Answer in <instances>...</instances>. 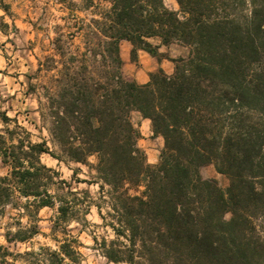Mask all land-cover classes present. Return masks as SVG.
Segmentation results:
<instances>
[{
    "label": "trees",
    "instance_id": "trees-1",
    "mask_svg": "<svg viewBox=\"0 0 264 264\" xmlns=\"http://www.w3.org/2000/svg\"><path fill=\"white\" fill-rule=\"evenodd\" d=\"M175 1L177 10L164 0L74 4L70 11L90 15L76 26L79 44L57 35L28 75L51 145L0 112V217L19 208L28 223L8 229L6 241L29 242L42 234L40 211H55V248L25 251L27 264H81L80 241L57 234L88 223L92 208L103 229L93 247L107 262L264 264V0ZM122 41L133 61L141 49L172 60L173 71L127 79ZM174 44L187 56L161 50ZM133 112L163 138L155 164L139 146ZM45 153L86 166L88 179L77 177L80 167L73 182L62 178ZM209 163L229 178L226 189L202 178ZM80 182L96 184V196Z\"/></svg>",
    "mask_w": 264,
    "mask_h": 264
},
{
    "label": "rangeland",
    "instance_id": "rangeland-1",
    "mask_svg": "<svg viewBox=\"0 0 264 264\" xmlns=\"http://www.w3.org/2000/svg\"><path fill=\"white\" fill-rule=\"evenodd\" d=\"M79 2L80 0H0V112H6L9 117L17 118L19 125L24 126L31 133V139L34 142L46 140L48 145H51L48 132L43 127L38 112L37 96L28 93L30 87L28 75L34 73L38 58L42 59L52 52L51 40L57 35L63 34V40L72 43V45L79 44L80 35L75 32L76 26L80 23L81 18L90 16L83 11H70L74 4ZM164 2L171 9L179 8L175 0H164ZM70 33H75V36L68 38ZM122 50L125 52V57H122L123 72L126 78L131 80L137 71H140L141 64L136 62L137 60L131 59L132 45L128 41L121 42V56ZM161 50L168 52L172 58L188 54V49L178 44ZM163 61L165 63L163 69L167 73H171L174 69V62L167 58ZM35 81L34 79L31 82ZM132 119L141 133L138 143L146 154L147 162L155 164L158 162L163 147V138L161 136L154 137L150 121L142 118L137 112H133ZM14 125L13 121L9 123V127H14ZM3 127L4 124L0 120V130ZM41 158L45 164L58 170L61 177L68 181L73 182L72 174L76 167L81 168L77 177L88 179L84 173L87 168L82 164L66 165L47 153L43 154ZM2 172L0 167V173ZM200 174L204 179L216 180L222 189H226L229 185V178L225 174L219 173L213 163L203 165L200 168ZM74 186L80 189L87 188L94 196L97 194L98 186L96 184L89 185L80 182L74 183ZM18 209L7 208L6 214L0 217V253L4 254L2 264H27L25 259L31 258L23 255L25 251L36 250L41 245L55 248V244L51 240V226L55 211L50 208H44L39 213L42 219L38 225L42 234L24 243H8L6 241L4 233L8 229L13 232L19 227V222L22 227L28 225L27 219L18 215ZM229 216L228 214L226 217ZM87 219L88 223L83 226L76 222L67 225L65 230L64 227L58 226L59 230L66 232V234H57L58 237L60 239L74 237L80 241L81 245L78 249L81 253V264H124L107 262L93 247L94 242L91 235L103 233L102 228L94 225L100 222L95 208L91 209Z\"/></svg>",
    "mask_w": 264,
    "mask_h": 264
},
{
    "label": "crops",
    "instance_id": "crops-1",
    "mask_svg": "<svg viewBox=\"0 0 264 264\" xmlns=\"http://www.w3.org/2000/svg\"><path fill=\"white\" fill-rule=\"evenodd\" d=\"M122 57H125L124 50H122ZM136 62L141 64L139 68L140 71L139 72L137 71V73L133 76V79L131 80H134L140 84L146 83L149 80L150 72L157 70L159 67L165 68V63L163 60H158L157 58L153 57L148 52L141 50V49L137 51V61ZM144 119H147V118H144Z\"/></svg>",
    "mask_w": 264,
    "mask_h": 264
}]
</instances>
